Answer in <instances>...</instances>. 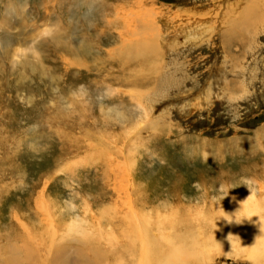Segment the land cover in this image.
Instances as JSON below:
<instances>
[{"label":"rangeland","instance_id":"1","mask_svg":"<svg viewBox=\"0 0 264 264\" xmlns=\"http://www.w3.org/2000/svg\"><path fill=\"white\" fill-rule=\"evenodd\" d=\"M248 199L264 0H0V264H142L146 222L241 232Z\"/></svg>","mask_w":264,"mask_h":264},{"label":"bare ground","instance_id":"2","mask_svg":"<svg viewBox=\"0 0 264 264\" xmlns=\"http://www.w3.org/2000/svg\"><path fill=\"white\" fill-rule=\"evenodd\" d=\"M252 201V199H248L244 203L243 211L248 215V220L245 224H243L244 226L241 225L243 227L241 228V232L235 230L240 225H236L237 223L231 218H228L227 214L220 216L219 219L217 218L218 222L222 225L218 235L211 231L209 232L211 234L208 237L205 236L206 238L201 237L199 233L200 228L197 224H195L196 226L193 230L184 228V231L182 232L165 233L162 222L163 220H159L157 222V227L158 229H161V232L160 234L157 233L159 234L157 238L151 239L145 233L149 231L152 224L149 221L146 222L145 227L142 228L141 239L137 236L138 241L140 240L139 242L142 246V249L139 250L143 252L141 253V257L144 262L142 264H204L215 254L225 255L230 252H236L237 255L241 254L239 252H242V255L245 256L252 264H264V219L262 220L259 218L260 208L257 205L258 202L256 201L254 203L253 201L252 203ZM128 208L129 210L124 213L126 216L131 215L132 213L130 211L131 206L128 205ZM131 220H133V217H129V221ZM169 226L171 230V227L173 226L172 223ZM146 227L149 229H146ZM211 230H213V227H211ZM125 233L127 234V232ZM162 242H164L167 246V250L163 254L161 253L160 248H156V246L160 245ZM149 245H152L154 247L153 252H156V256L152 257V259L149 253L150 251L148 250ZM11 259H14V257Z\"/></svg>","mask_w":264,"mask_h":264}]
</instances>
